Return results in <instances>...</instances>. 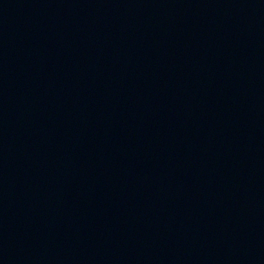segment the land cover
<instances>
[{"label": "water", "instance_id": "95a60500", "mask_svg": "<svg viewBox=\"0 0 264 264\" xmlns=\"http://www.w3.org/2000/svg\"><path fill=\"white\" fill-rule=\"evenodd\" d=\"M0 264H264V0H0Z\"/></svg>", "mask_w": 264, "mask_h": 264}]
</instances>
